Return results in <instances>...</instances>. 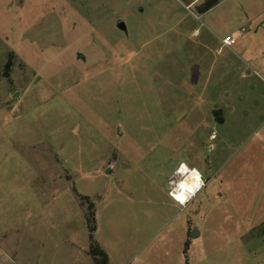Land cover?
I'll return each mask as SVG.
<instances>
[{"label":"rangeland","instance_id":"374dc122","mask_svg":"<svg viewBox=\"0 0 264 264\" xmlns=\"http://www.w3.org/2000/svg\"><path fill=\"white\" fill-rule=\"evenodd\" d=\"M263 78L264 0H0V264H264Z\"/></svg>","mask_w":264,"mask_h":264},{"label":"built area","instance_id":"2783aa9c","mask_svg":"<svg viewBox=\"0 0 264 264\" xmlns=\"http://www.w3.org/2000/svg\"><path fill=\"white\" fill-rule=\"evenodd\" d=\"M238 38L239 37H236L235 35L227 36L222 40L221 44L223 47H229ZM187 171H189V168H187L185 165H180L168 180V196L182 208H184L192 199L197 196V194L203 189L205 183L204 178L199 174L202 179V182L195 186L194 193L191 194L192 196L190 197V199L186 202L179 201L177 197L182 192V190L180 191L179 189H181V185L188 177ZM193 171L195 170L193 169Z\"/></svg>","mask_w":264,"mask_h":264},{"label":"trees","instance_id":"16d2710c","mask_svg":"<svg viewBox=\"0 0 264 264\" xmlns=\"http://www.w3.org/2000/svg\"><path fill=\"white\" fill-rule=\"evenodd\" d=\"M11 55H9L8 61L6 63L5 68L8 69L10 62H11ZM4 75V73H3ZM7 75V74H6ZM93 208H88L86 213H85V220L87 223L88 227V232H89V239L91 241L90 248L88 251V256L91 258L94 264H109V258L107 254L101 249L99 244L95 242L94 240V233L96 231V222L94 218V212L92 211ZM189 244L186 242L185 245V255L186 251L188 249Z\"/></svg>","mask_w":264,"mask_h":264},{"label":"bare ground","instance_id":"6f19581e","mask_svg":"<svg viewBox=\"0 0 264 264\" xmlns=\"http://www.w3.org/2000/svg\"><path fill=\"white\" fill-rule=\"evenodd\" d=\"M188 177L181 185L182 190L181 194L177 197L179 201L186 202L190 199L192 196L191 194L194 193L195 186L200 184L202 181H200L197 177H195V174H193L190 170L187 171Z\"/></svg>","mask_w":264,"mask_h":264},{"label":"crops","instance_id":"0c3cea01","mask_svg":"<svg viewBox=\"0 0 264 264\" xmlns=\"http://www.w3.org/2000/svg\"><path fill=\"white\" fill-rule=\"evenodd\" d=\"M185 7L187 8L186 5H185ZM222 40H223V39H222ZM222 40L220 41V43L222 42ZM226 48H227V47H226ZM263 83H264V78H263ZM238 170H239V172H240V168H239ZM237 180H240V181L242 182V181H243V177H238ZM204 181H205V183H204V187H203V189L205 188L206 183H207L206 180H204ZM232 183H233V182H232V179H229L228 182H225V181H224L223 186H225V188H229V190H230V189H231V185H232ZM242 186H243V185H240V187H242ZM203 189H202V190H203ZM202 190H201V191H202ZM201 191H200V192H201ZM200 192H199V193H200ZM172 201H173V200H172ZM174 203H175V202H174ZM205 219H206V218H203L202 220H205ZM263 219H264V217H263ZM261 223H263V222H259V224H261ZM206 224H207V223H205V222L200 223V225H202L204 229L207 228V227H206ZM259 224H257V225H259ZM197 228H198V227L196 226V229H197ZM237 228H239V227H238V225L235 224V225H232V228H231V229L233 230V232H236V231H237ZM221 231L224 232V233H226V231H228V230H227V229H223V230H221ZM226 234H230V233L228 232V233H226ZM200 235H201V233H199V231H198V236H197L196 238H198ZM186 264H188V263H186Z\"/></svg>","mask_w":264,"mask_h":264},{"label":"water","instance_id":"95a60500","mask_svg":"<svg viewBox=\"0 0 264 264\" xmlns=\"http://www.w3.org/2000/svg\"><path fill=\"white\" fill-rule=\"evenodd\" d=\"M118 28H119V30L123 31L124 33L126 32V28H125V26H124L123 23L118 24ZM77 58H78L79 60L84 61V57H83L81 54H78V55H77ZM18 96H19V93H18V92H15V93L13 94L12 98H17ZM211 114H212V116L216 119L217 123H222V119H221L220 117H218L219 112H217V111H212ZM197 236H198V232H197V229L195 228V229H193V232H192V234H191V238L194 239V238H196Z\"/></svg>","mask_w":264,"mask_h":264}]
</instances>
